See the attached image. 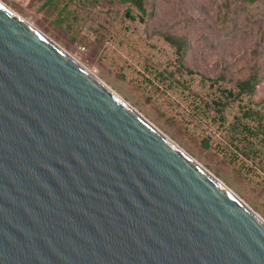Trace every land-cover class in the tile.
Segmentation results:
<instances>
[{"label": "water", "instance_id": "95a60500", "mask_svg": "<svg viewBox=\"0 0 264 264\" xmlns=\"http://www.w3.org/2000/svg\"><path fill=\"white\" fill-rule=\"evenodd\" d=\"M0 264H264V220L0 2Z\"/></svg>", "mask_w": 264, "mask_h": 264}, {"label": "rangeland", "instance_id": "374dc122", "mask_svg": "<svg viewBox=\"0 0 264 264\" xmlns=\"http://www.w3.org/2000/svg\"><path fill=\"white\" fill-rule=\"evenodd\" d=\"M0 2L264 220V0Z\"/></svg>", "mask_w": 264, "mask_h": 264}, {"label": "trees", "instance_id": "16d2710c", "mask_svg": "<svg viewBox=\"0 0 264 264\" xmlns=\"http://www.w3.org/2000/svg\"><path fill=\"white\" fill-rule=\"evenodd\" d=\"M249 1H256V0H249ZM136 4L139 8H142L143 6V0H136ZM169 41H171V38L170 37H166ZM248 82L250 83L251 85V92L255 91L256 87L258 86L259 82H260V79H259V76L258 74H253ZM242 88V91H246V87L245 86H241ZM261 120V118H259ZM249 131L251 132L252 135H256V133L254 132L255 130H252L251 128H248Z\"/></svg>", "mask_w": 264, "mask_h": 264}, {"label": "bare ground", "instance_id": "6f19581e", "mask_svg": "<svg viewBox=\"0 0 264 264\" xmlns=\"http://www.w3.org/2000/svg\"><path fill=\"white\" fill-rule=\"evenodd\" d=\"M25 20V19H23ZM26 21V20H25ZM27 23H29L28 21H26ZM30 24V23H29ZM31 25V24H30ZM32 26V25H31ZM67 53V52H66ZM69 54V53H68ZM70 55V54H69ZM74 60H76L72 55H70ZM77 61V60H76ZM79 63V61H77ZM89 74H91L94 78L98 79L100 82L104 83L92 70L88 69L87 67H85L84 65H82ZM105 84V83H104ZM109 87V86H108ZM110 88V87H109Z\"/></svg>", "mask_w": 264, "mask_h": 264}]
</instances>
